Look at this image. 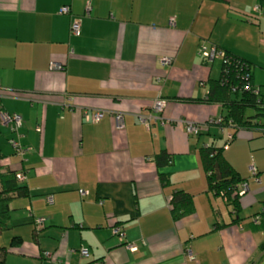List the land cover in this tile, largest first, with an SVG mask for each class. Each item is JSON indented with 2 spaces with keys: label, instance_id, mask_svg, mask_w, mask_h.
I'll return each instance as SVG.
<instances>
[{
  "label": "crops",
  "instance_id": "obj_1",
  "mask_svg": "<svg viewBox=\"0 0 264 264\" xmlns=\"http://www.w3.org/2000/svg\"><path fill=\"white\" fill-rule=\"evenodd\" d=\"M204 44L248 61L264 88V0H0V149L30 194L11 201L5 264H264V138L234 137L223 105L205 102L224 60L201 58ZM4 114L21 118L15 132ZM226 145L247 186L232 225L201 162L203 148ZM175 191L195 202L177 222Z\"/></svg>",
  "mask_w": 264,
  "mask_h": 264
},
{
  "label": "trees",
  "instance_id": "obj_2",
  "mask_svg": "<svg viewBox=\"0 0 264 264\" xmlns=\"http://www.w3.org/2000/svg\"><path fill=\"white\" fill-rule=\"evenodd\" d=\"M252 69L248 61L226 53L221 79L209 83L210 91L205 102L223 105L224 120L223 123L218 121L217 125L226 122L233 125L234 137L240 132H253L264 138V88L255 86ZM212 124L205 125L206 131L209 132ZM226 147L227 145L222 148L215 146L203 148L201 162L207 176L209 191L221 197L230 214L234 216L230 224L232 225L241 221L240 198L243 194L239 191L244 189V184L243 178L224 155ZM14 150L18 153L15 148ZM7 157L0 149V235L11 228V201L30 196L27 186L18 182V173L4 165L3 161ZM154 162L159 170H163L172 165V157L166 152H161L155 157ZM253 172L255 173V170ZM159 179L163 187L171 186L167 175L160 174ZM170 209L176 222L190 217L195 213L194 197L185 191H175L170 199ZM260 216L263 221L257 230L263 229L264 213ZM262 248L264 249V244ZM7 256L8 248L0 246V264H5Z\"/></svg>",
  "mask_w": 264,
  "mask_h": 264
},
{
  "label": "built area",
  "instance_id": "obj_3",
  "mask_svg": "<svg viewBox=\"0 0 264 264\" xmlns=\"http://www.w3.org/2000/svg\"><path fill=\"white\" fill-rule=\"evenodd\" d=\"M62 13L68 14L69 9L66 8V9L62 10ZM80 29H81V21L78 19L74 20L72 23V26H71V34L73 36H78L80 34ZM225 55H226V52L221 51V50L217 49L216 47L207 48V47H205V44L199 48V56L206 61L212 62L216 58H219V57H221V58H223V60H225ZM164 63H170V60H164ZM152 108L157 113H163L165 111V109L167 108V102L164 100L163 101L162 100L156 101V102H154ZM98 117H100V116L98 115ZM2 118H3V122H4L5 126L9 127L11 129V131H13V132H15L17 127H19L21 125V118L19 116L4 114L2 116ZM117 121H118V124L120 125V122L122 121V117L121 116L117 117ZM140 121L145 123L144 119H141ZM212 123L215 124V121H212L210 124H212ZM204 129H206L205 125H189L188 126V130L191 133L196 134V135H198ZM13 147L18 151V154H20V155L25 154V150L20 145L19 142H14ZM17 179L19 182H23L25 180V176H23L22 174H18ZM246 191H247V186H244V189L240 190L239 193L244 194ZM261 217L262 216H257L254 219V223L255 224L260 223ZM112 234L114 236L118 237V241L121 242L127 250H129L131 252H135L137 250L135 245L124 242L126 236H125L124 232H122V230L119 227H114L112 229ZM82 255H87V252H82ZM46 256L49 257V255H46Z\"/></svg>",
  "mask_w": 264,
  "mask_h": 264
},
{
  "label": "rangeland",
  "instance_id": "obj_4",
  "mask_svg": "<svg viewBox=\"0 0 264 264\" xmlns=\"http://www.w3.org/2000/svg\"><path fill=\"white\" fill-rule=\"evenodd\" d=\"M220 202H221V201H220ZM222 208H223L224 212H225L226 214H228V213H227L228 211H227V209L225 208V204H223V203H222ZM0 243H2L1 240H0ZM0 245H1V244H0ZM1 246H2V245H1Z\"/></svg>",
  "mask_w": 264,
  "mask_h": 264
}]
</instances>
